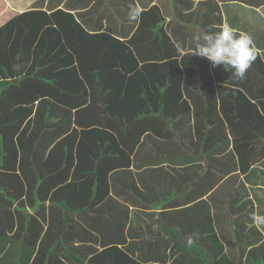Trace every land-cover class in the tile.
<instances>
[{"label":"trees","instance_id":"1","mask_svg":"<svg viewBox=\"0 0 264 264\" xmlns=\"http://www.w3.org/2000/svg\"><path fill=\"white\" fill-rule=\"evenodd\" d=\"M57 3L63 5L53 6L49 13L33 6L0 26V80H10L0 83H6L8 88L22 87L23 95L28 97H32L33 86L37 91L33 98L20 102L6 100L7 89L0 91V264H44L38 258L40 254L57 253L69 258L71 264H264L256 260H229L218 240L212 245L216 236L213 233L208 234L203 245L194 242L188 246L182 240L181 246L163 247L168 248L169 261L165 252L163 260H153L154 256L140 261L127 248L104 240L100 241L101 249L87 245L85 241L91 232L81 236L83 245L74 253L61 251L66 245L64 239L76 237L75 226L82 233L85 227L98 225L105 216L100 211L91 212V208L110 198L108 171L129 166V136L134 139L149 131L159 138L175 137L168 124L181 119V111L206 109L215 114L217 133L226 131L225 138L232 137L235 151L241 143L250 147L248 153L254 151L253 143L264 140V87L256 91L259 96L251 89L258 79L264 82V62L259 55L244 84L237 87L223 85L227 78H230L228 84L241 83L231 72L222 67L212 68L214 78L219 81L218 100L214 98L206 106L191 104L182 97L181 63L208 65L210 62L191 53H181L159 6L140 4L139 7L135 0H59ZM133 10L139 12L138 19L130 18ZM102 18H106L105 26ZM114 20L117 31L125 35L122 40L94 32L112 30ZM102 38L115 43L105 51V56H101L93 42ZM110 53L113 61L105 64L108 68L97 66L100 60L107 61ZM153 62H167L171 72L179 73L178 78L169 77L165 83L145 82L141 76L147 64ZM104 78L112 82L118 79L119 83H106L108 80ZM46 98L63 106L60 115L52 110ZM85 113L88 117L82 119ZM113 127H118L119 132L110 133ZM133 129L137 134L129 135ZM115 138L125 148L121 149L117 143L111 146ZM90 140V145L94 143L102 149L90 148ZM162 148L156 151L172 152L170 148ZM107 149H112L110 154H116L111 166L102 164L100 152L103 156ZM98 151L100 155L93 156L94 162L85 157L86 153L94 155ZM187 152L181 149V158ZM193 158L192 152L189 159ZM259 158L255 155L250 161L245 160V164L240 160L237 167L246 172ZM46 211H51L50 219L63 224L68 220L72 226L52 225L53 231L49 227L53 221H46ZM76 212L79 217L83 212L86 218L83 229L73 220ZM43 231L46 247L37 246ZM186 233L181 230L182 237ZM257 233L255 243L262 240ZM143 236L137 233L138 239ZM244 243V240L238 242L240 246L235 251L241 257L245 252L264 254L263 241L248 252Z\"/></svg>","mask_w":264,"mask_h":264},{"label":"crops","instance_id":"2","mask_svg":"<svg viewBox=\"0 0 264 264\" xmlns=\"http://www.w3.org/2000/svg\"><path fill=\"white\" fill-rule=\"evenodd\" d=\"M57 2L55 0L50 2L49 0H0V26L33 6L49 13L56 5H63ZM135 2L139 7H141L140 4L146 7L151 5L160 7L169 28L168 32L175 39L182 54L193 52L196 35L205 31H219L223 25L228 24L238 34L246 33L253 37L264 62V0H135ZM116 21L118 24L120 20ZM116 21H113L112 30L94 32L107 33L122 40V36L125 35L117 31L119 28H115ZM102 22L105 26L104 18ZM96 36L99 38L101 35ZM109 38L93 41L96 48L100 50L101 56H105V51H109V48L115 44ZM111 54L113 53L108 54L107 61L100 60L97 66L108 68L105 67L106 63L113 61ZM171 71L167 62H153L147 64L141 78L148 83L157 81L165 83L169 77L178 78L179 73ZM5 79L0 82H10L8 78ZM179 79H181L183 90L182 97L191 104L206 106L214 98L218 100L219 81L214 78L210 63L208 65L196 64L192 61L187 64L181 63ZM229 79L222 81L223 85L237 87L239 84H244V81L235 85L228 84ZM104 80H108L106 83H119L118 79L113 82L108 78ZM248 81L249 79L245 83ZM6 83H0V91L7 89L4 91L7 93L6 100L20 102V99L24 100L28 97L23 95L22 87L8 88ZM255 85L251 91L259 96L256 91L263 90L264 82L258 79ZM34 87L31 90L32 97L28 98H33L37 92ZM45 101L53 111L59 112V115L62 113L63 106L56 104L50 98H46ZM55 115L56 113L53 114ZM87 117L88 113L82 115V119ZM180 117L181 119L175 123L168 124V127L176 133L175 137L159 138L149 131L143 132L140 137L134 139L129 136L127 142L128 148H131L129 166L113 167L108 171L110 198L103 199L91 208V212L100 211L105 216L101 218L98 225L86 229L87 222L83 212H80L81 217L77 212L74 213V222L77 221L76 224L82 226V229L85 227V230L81 233V230L75 226L73 232L76 237L64 239L66 245L61 249L62 252L74 253L76 248L83 245L84 234L91 232L87 237L89 240L85 241L87 245L101 249L103 245L100 241L104 240L110 245L127 248L140 261H147L146 257L154 256L153 260H163L164 252L166 260L169 261L171 257L168 248L163 247H171L174 244L181 246V241H186V238L193 234H195L194 242L198 244L200 242L203 245L207 243L208 234L213 233L216 236L212 245H216L218 240L224 246L223 254L229 260L264 262L262 253L247 254L245 252L242 257L235 253L239 245L237 243L242 240L245 242L242 245L248 246L245 250L247 252L252 247L260 245L262 241L264 242V223L252 219L254 215H264V156H261L264 153V140L260 139L253 143L254 151L252 152L248 153L247 148L250 149V147L242 143L235 151L232 137L228 135L225 138L226 131L218 134L214 129L215 114H211L206 109H193L188 112L181 111ZM109 131L117 133L119 129L113 127ZM136 134V129L129 133L132 136ZM138 138L139 141H137ZM115 139L111 146L117 143L121 149L125 148L122 141L119 142V138ZM102 144L104 146L105 143L102 142ZM89 147L94 150L102 149L94 143ZM162 147L170 148L172 152L161 154L156 151L163 149ZM181 149L188 151L183 158H181ZM111 150L107 149L103 156L102 151H98L94 155L86 153L85 157L94 162L93 156L100 152L101 159L103 158L102 164L111 166L116 160V154L109 153ZM192 152L194 158L189 159ZM255 155L260 158L246 172H242L237 167L240 160L245 164V160L250 161ZM233 165L236 167L233 168ZM50 212L46 211V221L49 223H51L50 220L53 221L50 228L53 229L52 225L68 228L72 226L68 220L63 224L62 221L50 219ZM46 223L43 227L45 231ZM181 230L183 233L187 231L188 233L182 237ZM237 230L242 232L238 234ZM45 231L38 236L37 246L46 247L42 240ZM176 231L178 233H175ZM257 231L261 234L262 240L255 243L258 238ZM137 233L144 234L142 239H138ZM48 237L52 238V235L48 234ZM55 240L56 238L53 243H56ZM139 246L143 247L139 248ZM151 246L152 249H150ZM262 248L260 250H263ZM47 256L40 254L38 257L37 255L44 264L72 263L62 254ZM234 256L240 257L233 258Z\"/></svg>","mask_w":264,"mask_h":264},{"label":"clouds","instance_id":"3","mask_svg":"<svg viewBox=\"0 0 264 264\" xmlns=\"http://www.w3.org/2000/svg\"><path fill=\"white\" fill-rule=\"evenodd\" d=\"M139 12L133 10L130 18H139ZM191 54L210 62L212 68L222 67L240 81L246 78L248 70L258 59L260 53L253 37L246 33H237L230 25H223L219 31H205L194 37V50ZM254 221L264 223V215L252 216ZM195 234L186 238L192 246Z\"/></svg>","mask_w":264,"mask_h":264},{"label":"rangeland","instance_id":"4","mask_svg":"<svg viewBox=\"0 0 264 264\" xmlns=\"http://www.w3.org/2000/svg\"><path fill=\"white\" fill-rule=\"evenodd\" d=\"M105 20H106V18H105Z\"/></svg>","mask_w":264,"mask_h":264}]
</instances>
